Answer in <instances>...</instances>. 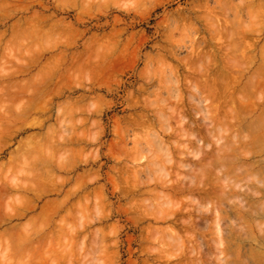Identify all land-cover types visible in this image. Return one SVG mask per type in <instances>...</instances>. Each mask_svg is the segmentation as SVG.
Returning <instances> with one entry per match:
<instances>
[{
    "label": "rangeland",
    "instance_id": "1",
    "mask_svg": "<svg viewBox=\"0 0 264 264\" xmlns=\"http://www.w3.org/2000/svg\"><path fill=\"white\" fill-rule=\"evenodd\" d=\"M217 28L220 29V33ZM225 28L226 34L224 33ZM214 32L218 34L213 35L215 34ZM230 32L232 35H229ZM235 32L240 36L234 34L236 40L233 39L232 47H238L237 43L239 42L238 51L242 44L241 53L245 50L250 58L243 52V54H246L244 58H248L244 59L241 53H236V50L230 47V41H233L228 37L233 36ZM256 38L259 39L257 40ZM252 39L253 41H251ZM248 41H251V44L255 43L252 45L257 46V48L252 47V49H249L248 47L251 48L252 45ZM248 43L251 46H247ZM245 45L247 48L243 49ZM252 50L254 51L252 52ZM263 50L264 0H0V134H2L0 135V181H2L0 182V264H22L23 262L24 264H200V261L201 264H264V181L260 184L257 183L260 180H264V173L260 174L258 173L260 170L257 171V176L260 177L259 180L256 174L253 173L254 170L251 172L256 176L255 179L258 178L257 181L252 174L251 177L249 176V172L252 170L250 167L248 168L249 172L245 171L249 175L246 174L247 176L242 178L238 177L239 182L235 180L238 184L232 181L234 179H230L232 185L236 187L234 188L230 184L229 186L226 185L228 182L224 178L227 171L224 172L223 170L224 174L222 172L225 175L224 178L221 177L223 175H218L224 164L222 166L221 162V164H217L219 160L216 163V158L214 159L215 162L211 160L219 151L216 145L220 142L222 143L226 139L225 136L228 137L225 134L232 131V135H236L234 134L235 130L233 131L229 128L227 131V127L223 128L224 125L222 126L218 123V120L225 117V111L223 112L224 115H222L220 112L222 109L219 110L220 104L221 102L223 104V98H225L227 91L232 88L229 86L235 80L232 81V79L236 75L241 76L239 71L242 73L246 69L242 73V75L246 73L244 74L245 77H241V79L244 77L245 80L239 78L241 84L247 80L248 75H252L256 67L264 65ZM211 51L213 52L211 53ZM223 51L224 54L226 52L231 53H227L231 59L234 54L233 59H238L237 62L240 61V63L243 62L241 63L243 64L242 66L240 63H238L240 66L237 64L240 67L239 71L233 70L238 66L236 67L234 64V67L231 59L229 58L228 61V57L224 56ZM262 51L263 53H261ZM203 53L209 54L208 57L206 58ZM211 54H213L212 60L209 59ZM236 54L237 56L235 57ZM250 54L256 55L250 56ZM221 57L223 59L224 57L227 58V60L225 59V65L233 66V68L231 67L232 73H234V75L232 74L233 78L230 74L232 70L226 69L227 66L225 67L224 60ZM241 57L244 61H241ZM251 59H254L255 62H252ZM235 60L234 62H236ZM210 61L213 64L209 63ZM217 61L219 64H214ZM220 61L223 63H220ZM230 61L232 64H229ZM205 63H209L211 66L209 64H206V66ZM246 63L249 67L246 66ZM59 64L61 65L59 66ZM71 65L72 67H70ZM199 65L203 66V68L206 67L202 69ZM221 66H224L226 71H230L228 75L230 74L229 79L232 78V82L230 80V82L226 81V77L222 76V73H220L223 72L220 70L222 69ZM60 67L61 69H59ZM205 70L211 71L213 74H209L211 72L208 73L207 71L205 75ZM49 72L51 74H48ZM53 72L56 74L54 75ZM219 74L226 82H223V79L220 82L221 78H217ZM47 75L49 76L46 77ZM61 76L62 78H60ZM259 77L262 82V84L260 83L261 85L256 86L259 91H254L256 90L254 86L249 91L253 95L251 98L256 100L263 108L264 72ZM209 78L213 80V83L210 82ZM173 79L178 81L175 80V82ZM239 79L236 80V82L238 81L237 84H239ZM207 80L208 83L206 82ZM216 82L217 84H214ZM218 82L221 84L220 86ZM234 82L232 85H234ZM35 83H37L38 87ZM201 83L204 84L202 85ZM210 83L211 86L213 85V88L211 87L213 91L209 90ZM222 83H227L229 88L226 85L225 91H222L225 87ZM205 86L209 92L206 91ZM214 86L216 87L214 88ZM218 87L221 89L218 90ZM35 88L37 92H35ZM215 92L216 94L219 92L220 98L223 93L224 96L219 99L215 96ZM199 94H201L203 99L207 96L205 98L206 101L202 99L203 104L200 103V106L198 104L197 107H194L195 104L193 102L197 101L192 103L191 101L195 99L194 95L200 96ZM177 95H181V97L179 96L182 100L181 102H178L180 99ZM191 95L194 96L193 99ZM210 95H213L214 99ZM198 96L196 97L200 100L202 97ZM197 98L195 100H198ZM215 98H217V101ZM211 99L213 102L216 101L217 105L219 102L220 107L217 109L223 116L221 117L218 114L220 117L217 118L218 112L216 111L217 116L215 115V119L218 120H214V122H209L211 121L209 119H212L214 115L211 116L213 112L207 110L211 109L212 105H216ZM40 103L41 106H38ZM209 103L213 104L210 105ZM26 105L31 107L28 108ZM72 105H74L73 108ZM77 105H80V109ZM223 105L222 107H224ZM65 107L68 108L66 109ZM223 109L227 110L228 108L226 109L225 107ZM179 111L184 116H182L183 120L186 113L187 119L185 121L182 120ZM206 112H209L208 115ZM160 114H164L165 117ZM226 114H229L228 110ZM159 115L165 118L163 120L166 122L169 120V123L165 125L167 131L163 126L165 121L159 122L161 120ZM209 115L210 118H208ZM178 116L181 118V122ZM207 118L209 121H207ZM188 119L194 121L190 123ZM227 119L229 121L234 120L231 119V115L225 121ZM248 119L251 118H246V120ZM186 121L190 125H194L195 121L196 125L199 124L197 127L196 125L194 126L198 131L200 130L199 133L202 132L201 135L204 136V139H208H205L207 142L205 143H209L207 145L208 148L204 145V149L208 150L205 151L207 156H210L215 150L214 147L218 148H216L217 152H213L211 158L206 157L207 161L203 157L206 154L204 155L202 151H199V154L195 153L196 156L194 155V151L196 152L198 149H193L196 146L198 147L196 144L198 142L192 143V141L196 140L194 137L197 136H194V134H198V132H195L196 128L192 131L193 126L185 123ZM214 123H216L215 131L210 130ZM223 123L225 122L223 121ZM168 124L171 127L169 130ZM186 124L189 126H185ZM251 124L253 125V123ZM248 125L250 124L246 125L247 131H252L251 133L253 134H255L253 132L254 129H257L256 131L254 130L257 133L260 132L259 127H262L261 122H259L254 125V129L251 128L253 130L249 131L250 129L248 130V128L250 126ZM252 125L251 127H253ZM221 127L226 129L223 135H221V132H219L220 134L218 133V129L221 131ZM181 128H186L187 131L184 130V132L186 131L184 133ZM208 129L211 133L214 132L216 134L217 132V134L212 133L209 136L208 132L210 131ZM243 129L242 132L245 131V134H247L245 137L248 136L245 139L251 140L253 138L249 142L255 144V148L253 147L254 145L251 147H253L252 150H258V153L255 150L252 152L251 149V151L247 152L250 146L246 149V152L243 150L247 146L245 148H242V146L248 141L243 139L244 136L242 135L244 133H240L241 136L237 138H240L239 140L243 139V144L240 146L241 150H243L242 152L246 154L251 152L256 155H252V158L249 157L250 159H248V155L244 156L247 158L239 157L240 161L243 163L251 160L249 162L253 163L252 165H255L254 167L256 168L251 166L257 170L261 165H264V136H262L264 132L258 133V136L255 134L256 137H254L255 135L248 134ZM191 132L190 138L189 133ZM193 132L195 133L193 134ZM213 135L215 138L218 135L224 137H218L217 139L221 138L222 141L220 139V141H217V139L211 137ZM229 135L232 137L231 133ZM249 135H251V138ZM67 138L70 139L68 140ZM229 138H227L228 141L230 140ZM235 138L233 140L236 141ZM73 139L78 142L73 141ZM216 141L217 143L215 144ZM156 143L157 145L162 143L160 146L163 150H160L161 148L157 147ZM232 143L233 147L230 146L231 144H227L231 148L240 144L239 141ZM227 144H223L222 148L225 145V147H229ZM165 146L169 149V155L173 156V164L171 163L172 161L167 162L169 161L167 160L169 156L165 154L167 151ZM51 147L52 149H50ZM200 148L199 150L203 149L202 147ZM192 150L193 152H191ZM209 150H211V153ZM259 150L262 154L259 153ZM183 151L185 153L184 157L183 155L181 156ZM227 151L231 155L236 153L232 155L234 157L238 154L234 151L230 153L229 150H224V152L221 151L223 152L221 157H228V153L224 156ZM63 152L65 153L64 156ZM200 152L203 154H200ZM57 153L58 155H56ZM240 154L241 152L238 155L243 157ZM218 155L220 154L217 153ZM238 155L236 158L239 160ZM232 156L228 157L229 160H232ZM218 157L220 158V156ZM234 157L233 159H235ZM199 159L202 160L198 161ZM203 159L205 163L209 160L207 163L209 166L204 163ZM258 159H261L260 162ZM182 160L186 164V166L182 165L183 168L181 166ZM238 160L235 164L238 163L241 166L242 163L240 164ZM256 160H258L257 163H260L259 167L256 165ZM44 161L45 163L43 164ZM220 161H222V158ZM201 163L214 171L209 170L212 173L210 174L208 173V168L205 169L207 171L203 170L205 165L203 167L200 166L201 175H206L207 173L209 176L203 175L208 179V182L206 178L201 177L204 180L201 179L199 172L197 173V167ZM226 163L229 164L230 162ZM228 164L227 166L229 167L230 164ZM235 164H231L233 167L230 166L229 168L233 170L232 168L236 167ZM248 164L247 166L244 165V168L248 167ZM191 165L194 166L192 167ZM239 165H237L238 168H235L237 176L240 173L245 175V173L239 172ZM58 166L62 167L59 168ZM163 167L165 168L163 169ZM200 167H198V170ZM218 167L222 168L219 169ZM214 169L216 171L219 169V173H215ZM262 171L264 172V170ZM51 172H55V174ZM235 172L233 175L227 172L228 178L226 180H229L231 175L233 176L231 178H234L236 176L234 175ZM193 173H196L197 177L199 175L198 178L196 177L197 179L194 177L196 183L191 181L198 188L195 186L197 190L191 192L187 189V181V185H183L184 181L182 178L184 175L186 177L187 174L192 177L194 176ZM214 173L221 177L222 180L224 179L227 190H232L233 193L229 191V193L226 192L228 194L226 195V188L222 192V187H225V185L222 186L223 183L221 181L222 187L220 188V184L217 183H219L218 181L221 178L219 180ZM36 175H41L42 180ZM178 175L183 177L180 178ZM214 175L216 178H214ZM187 177L185 180L189 179ZM199 178L205 182H203L204 185L199 181ZM211 178L216 179L215 182ZM160 179L161 182H159ZM14 182L16 183L14 184ZM39 182L41 183L38 184ZM62 182L64 185H62ZM168 183L173 184L170 186ZM214 183L219 187V190L221 189L219 194H217L219 191ZM12 185H15L14 188ZM178 185L180 188L186 186L185 190L178 193L177 189H180ZM175 189L177 193L174 191ZM206 189L212 190L210 195V191ZM215 190L216 195L213 194ZM180 192L184 193L181 194ZM221 192L224 193L223 196L226 195L230 198H221L223 199L221 200L223 201L221 203L222 209L218 206L220 199H217V195L220 196ZM231 194L233 195L231 196ZM193 197L196 198V202L195 199H192ZM206 197L211 199L209 200L211 205H209L208 199H205ZM189 198L197 204V207H200L197 209L194 206L196 204L191 199L189 201ZM243 198L244 202L242 201ZM200 199L206 200V203ZM237 199L240 203L242 202L243 208H241L242 205ZM213 200L215 202L218 200L219 202H216V204L212 202ZM198 202L205 204L199 205ZM47 204L51 205L48 206L51 209L54 207L62 208L56 216L50 217L51 219L53 218L52 220L50 218L42 219L44 215L41 212ZM206 204L212 209L217 205L219 210L216 211L218 213L220 210V213H222V210L223 212L225 211V216L228 211V220L223 217L221 222H218L219 219L217 218H220V213L218 214L214 211L215 214H212L211 211L215 209L210 210V208L208 209L212 216H201L203 213L206 215L208 211V209H200L202 205L205 208ZM259 204H262V206ZM192 205L196 208V212L194 211L193 213H198L199 216L196 215L198 218L193 213L185 211L189 210ZM244 207H246V211L248 210L247 213ZM14 209L19 215L13 213L14 211L12 210ZM191 209L189 210L190 212H192ZM199 209L201 213L203 211L202 214L198 212ZM237 212H244L243 216L245 217H241V213L238 214ZM146 214L149 216H146ZM190 214L194 216L193 218L196 217L195 219L197 220L199 218L203 220H192V218H189ZM217 214L219 216H216ZM169 215L170 219H167ZM157 217L158 219H156ZM180 217L183 224L180 223ZM204 219L208 221L203 222ZM48 220L50 221L46 222ZM191 220L192 224L190 223ZM185 221L187 223L184 224ZM213 225H219L221 226L219 229L223 230L221 232L219 230L216 234L218 227H215L213 232ZM25 227L28 230L26 231L28 234L24 233ZM59 228L62 230L61 232L58 230ZM168 232L174 234V236L172 235L173 237L178 235L179 238L177 239L179 241L169 236L171 234ZM213 233L216 236L219 233L217 237H221L217 238ZM21 236L23 237L21 238ZM21 254H23L22 260Z\"/></svg>",
    "mask_w": 264,
    "mask_h": 264
},
{
    "label": "bare ground",
    "instance_id": "2",
    "mask_svg": "<svg viewBox=\"0 0 264 264\" xmlns=\"http://www.w3.org/2000/svg\"><path fill=\"white\" fill-rule=\"evenodd\" d=\"M254 5H255V4H254ZM214 16H215V15H214ZM180 17H181V16H180ZM186 17H187V16H186ZM236 17H238V16H236ZM35 18H36V17H35ZM211 18H212V17H211ZM211 18H210V19H211ZM186 19H187V18H186ZM215 21H216V20H215ZM238 21H239V20H238ZM36 22H37V21H36ZM40 22H41V21H40ZM40 22H39V23H40ZM186 22H187V21H186ZM191 22H192V21H191ZM211 22H212V21H211ZM225 22H226V21H225ZM192 23H193V22H192ZM206 23H207V22H206ZM219 23H220V22H219ZM226 23H227V22H226ZM240 23H241V22H240ZM185 25H186V24H185ZM220 25H221V24H220ZM250 26H251V25H250ZM209 27H210V25H209ZM213 27H214V26H213ZM217 27H218V25H217ZM35 28H36V27H35ZM210 28H211V27H210ZM223 28H224V27H223ZM246 28H247V27H246ZM193 29H194V28H193ZM215 29H216V26H215ZM229 29H230V28H229ZM233 29H234V28H233ZM195 30H196V29H195ZM212 30H213V29H212ZM218 30H219V33H220V29L217 28V31H218ZM222 30H223V29H222ZM227 30H228V29H227ZM236 30H237V29H236ZM250 30H251V29H250ZM250 30H248V31H250ZM213 31H215V30H213ZM228 31H229V30H228ZM225 32H226V28H225V30H224V33H225ZM231 32H232V31H231ZM231 32L229 33V35H232ZM214 33H215V32H214ZM216 33H217V32H216ZM216 33L213 34V35H216ZM257 33H259V32H257ZM210 34H211V33H210ZM217 34H218V33H217ZM221 34H222V33H221ZM225 34H226V33H225ZM234 34H235V35H238L237 32H235V33H233V36L228 37V38H230V40L233 41V42L230 41V44H231L230 47H232V44L234 43V40H236V39L234 38V36H235ZM243 34H244V33H243ZM249 34H250V33H249ZM213 35H212V36H213ZM259 35H260V33H259ZM219 36H220V35H219ZM238 36H240V35H238ZM244 36H245V35H244ZM221 37H222V35H221ZM236 38L238 39V37H236ZM239 38H240V37H239ZM242 38H243V37H242ZM254 38H255V37H254ZM213 39H214V38H213ZM215 39H216V38H215ZM233 39H234V40H233ZM243 39H244V38H243ZM250 39H251V38H250ZM256 39H257V38H256ZM258 39H259V38H258ZM258 39H257V40H258ZM195 40H196V39H195ZM195 40H194V41H195ZM198 40H199V39H198ZM227 40H228V39H227ZM238 40H239V39H238ZM238 40H237V41H238ZM242 41H243V40H242ZM251 41H253V39H252ZM251 41H248V42H250V44H251ZM197 42H198V41H197ZM201 42H202V41H201ZM207 42H208V41H207ZM244 42H245V41H244ZM244 42H242V43L244 44ZM246 42H247V41H246ZM254 42H255V41H254ZM199 43H200V42H199ZM235 43H236V42H235ZM240 43H241V42H240ZM256 43H257V42H256ZM195 44H196V42H195ZM206 44H207V43H206ZM227 44H228V43H227ZM237 44L239 45L238 47H240L239 42H238ZM237 44H236V45H237ZM250 44L248 43L247 46H251L252 44H255V43H252L251 45H250ZM234 45H235V44H234ZM234 45H233V46H234ZM197 46H198V44H197ZM197 46H196V47H197ZM202 46H203V45H202ZM218 47H219V46H218ZM238 47H237V46H234V47H232V48L236 50V53L238 52V53L240 54V53H241L240 50H242V49H241V48H242V44H241V48H240V50H239L240 52L238 51V49H239ZM243 47H244L243 49H246V48H247L246 45L243 46ZM252 47H254L255 49L257 48V46L255 47V45H252L251 48H250V47H248V48H249V49H252ZM200 48H201V47H200ZM216 48H217V47H216ZM222 48H223V47H222ZM225 48H227V47L225 46ZM261 48H262V47H261ZM217 49H219V48H217ZM228 49H229V48H228ZM228 49H225V50L227 51ZM213 50H214V49H213ZM229 50H230V49H229ZM229 50H228V51H229ZM231 50H232V49H231ZM202 51H203V50H202ZM226 51H225V52H226ZM247 51H248V50H247ZM250 51H251V50H250ZM253 51H254V50H252V52H253ZM263 51H264V50H263ZM263 51H262L261 53H263ZM212 52H213V51H211V53H212ZM230 52H231V51H230ZM233 52H234V50H233ZM243 52L246 53L247 56L249 57V54H248L247 52H245V50H243L242 53H241V55L243 56V58H244V55H246V54H243ZM255 52H256V51H255ZM201 53H202V52H201ZM219 53H220V52H219ZM227 53H228V52H226V54H224V51H223L224 56L226 55V56L228 57V61H229L230 56H229L228 54H231V53H228V54H227ZM196 54H197V53H196ZM203 54H204V53H203ZM203 54H202V55H203ZM215 54H216V53H215ZM220 54H221V53H220ZM239 54H238V55H239ZM197 55H198V54H197ZM197 55H195V56H197ZM204 55H206V53H205ZM208 55H209V54H208ZM208 55H206V58L208 57ZM212 55H213V54H211V55L209 56V57H210L209 59H211ZM216 55H217V54H216ZM216 55H215V56H216ZM221 55H222V54H221ZM221 55H220V56H221ZM251 55H253V54H250V56H251ZM255 55H256V54H255ZM255 55H253V56H255ZM260 55H261V54H260ZM191 56L193 57V55H191ZM226 56H225V57H226ZM233 56H234V54H233ZM233 56H232V59L230 58L231 61L233 62V64H232L231 61H230L229 64H232L233 66H234V64H235V66L237 67V66L239 65L238 63H240V61L237 62L238 59H236V60L233 59ZM236 56H237V54L235 55V57H236ZM253 56H252V58H253ZM192 57H191V58H192ZM201 57H202V56H201ZM204 57H205V56H204ZM222 57H223V55H222ZM222 57H221V58H222ZM225 57H224V59L222 58L224 61L221 59V60L224 62V65H225V61L227 60V58H225ZM238 57H239V56H238ZM202 58H203V57H202ZM216 58H217V57H216ZM243 58H242V57L240 58L241 61H242V60L244 61V59H246L247 57L244 58V59H243ZM249 58H250V57H249ZM204 59H205V58H204ZM209 59H208V60H209ZM213 59H214V58H213ZM225 59H226V60H225ZM240 59H239V60H240ZM247 59H248V58H247ZM255 59H256V58H255ZM211 60H212V59H211ZM216 60H217V59H216ZM234 60H235L237 63L234 62ZM251 60H252V59H251ZM187 61H188V60H187ZM214 61H215V60H214ZM218 61H219V60H218ZM218 61H217V63L214 62V64H216V65L219 64ZM222 61H220V63H221ZM247 61H248V60H247ZM249 61H250V59H249ZM253 61H254V59L252 60V62H253ZM60 62H61V61H60ZM189 62H190V60H189ZM203 62H205V61L203 60ZM223 62H222V63H223ZM254 62H255V61H254ZM209 63H211V61H210ZM209 63H205V65H206V64H209ZM241 63H243V62H241ZM241 63H240V65L242 66L243 64H241ZM260 63L262 64V62H260ZM70 64H71V63H70ZM83 64H84V63H83ZM186 64H187V63H186ZM201 64H202V63H201ZM203 64H204V63H203ZM211 64H213V62H212ZM226 64H227V63H226ZM237 64H238V65H237ZM261 64H260V65H261ZM60 65H61V64H59V66H60ZM205 65H204V66H205ZM209 65H210V64H209ZM222 65H223V64H222ZM240 65H239V66H240ZM252 65H253V64H252ZM57 66H58V65H57ZM73 66H74V65H73ZM185 66H186V65H185ZM194 66H195V65H194ZM196 66H197V64H196ZM199 66H200V68L205 69V67H206L207 65H206L204 68H203V66H201V65H199ZM210 66H211V65H210ZM210 66H209V67H210ZM226 66H227V67H226ZM233 66L230 65V67H229L228 64L225 65L226 69H228V70H232L231 67L233 68ZM235 66H234V67H235ZM239 66L237 67L238 69H237V68H236V69L234 68L233 70H234V71H237V70L239 71V68H240ZM246 66L249 67V65H248L247 63H246ZM258 66H259V65H258ZM262 66H263V67H262ZM70 67H72V65H71ZM225 67H224V66H221L222 69H220V70H222L224 73H223V72H220V73H222V76L224 75V78L226 77V79H227V80L225 79L226 81L230 82L231 79L233 78L234 73H232L233 70H232L231 72L228 71V70L226 71V70H225ZM228 67H229V68H228ZM44 68H45V67H44ZM56 68H57V67H56ZM189 68H190V67H189ZM219 68H220V67H219ZM219 68H218V69H219ZM223 68H224V70H223ZM245 68H246V67H245ZM245 68H244V69H245ZM260 68H264V65H261V66H259V67H256V69L254 70V72L252 73V75H251V74L248 75L247 78H246L247 80H246L245 82L241 83V84H242V85H241V84H240V82H241L240 79H241L242 76L245 77L244 74H246V73H244V74L242 75V73H243L246 69L243 70V68L241 67V69L243 70V72L241 73V71H239L240 74H241V76H240V75H238V76L236 75V74H238L239 72L235 74L236 76L232 79V81L235 79V80H234L235 82L233 81V82H234V85H232L233 82L231 81L232 83H230L229 86H231L232 88H231L230 90H228L229 92H231V91H232V92L229 93V92L226 90V91H227V94H226L225 98H223L224 100L222 99L224 105H223L222 102H221V104H220L221 107L219 106V102H218V105L216 104L217 98H215L216 101L213 102L212 99H214V96L212 95V96H213V97H212V96L210 95V97L212 98L211 101H212L214 104H216V105L214 106V105H212L213 103H212V104L209 103L210 105L213 106L214 110H213L212 106H211V109L209 108V109H207V110L212 111L214 114L212 113L211 116L214 115V117H212V119H211V118H210V115H209L208 118H210L209 120H211V121H209L208 118H207V121H209V122H214V120H216V119H215L216 116H217L218 114L221 115L220 112L222 113V115L225 114V117H223V116L221 115V117H223V118H225V119L228 118V116H229V118H230V115H231V119H234L233 121H231V120L229 121V119H227V120L225 121V119H223V118H222L223 120H222V119H221V120H218V119H217V120H218V123H219L220 125H222V126L224 125V126H225V127L223 126V128H226V127H227V128H226L227 131H228L229 128H230V129H232L233 131L235 130V133H234V134H236V135H232V134H233L232 131L228 132V134H225V132H226L225 130H226V129H223V128L221 127V131H219L220 129L217 128V129H218V133L221 132V135H223V132H224V134L227 135L228 137L225 136L226 139L224 138V139H225V140L223 141L224 143H223V142H222V143H221V142H220V143L218 142L219 144L216 145V146H218L219 149H218L217 147H214V149H215L214 151L217 152V150H216V148H217L219 151L222 149L221 151H223V152H224V150H225V151H226V150H229L230 153H231L232 151H234V152H237L238 154H239V152H241V154H242V153H243L242 151L244 150V151L246 152V151H247L246 149H248V147L250 146V147H249V150L247 151V152H249V151H251V150L253 149V147L255 148V144H253L252 142H249V141L253 140V138H252L251 140H250V139H249V140L245 139V138H248V136L245 137V135H247V134H245V131L242 132V129H243L244 127H246V128L243 129V130H246V132H247L248 134H250V133L252 132L251 130H253V129L255 128L254 125H257L259 122H261L262 127H259V129H260L259 131H260L261 133L264 132V117H263V116H264V113H263V112H264V110H263L264 107L262 108L261 105L258 104V102H257L256 100L252 99L251 96L253 97V95H252V93H250V91L252 90V89H250V88H252V86L256 87V86H259V85L262 84V82H261V80H260L259 78L262 77L263 75L260 76V77H259V75L262 74V72H264V71H263L264 69H260ZM59 69H61V67H60ZM196 69H199V68H196ZM208 69L210 70V68H208ZM212 69H213V68H212ZM248 69H249V68H248ZM250 69H251V67H250ZM43 70H44V69H43ZM57 70H58V69H57ZM57 70H55V71L53 70V71L56 72ZM189 70H190V69H189ZM220 70H219V71H220ZM259 70H260V71H259ZM261 70H262V72H261ZM196 71H198V70H196ZM201 71H202V70H201ZM201 71H200V72H201ZM207 71H208V70H205V72L203 71L205 75H206ZM216 71H217V70H216ZM54 72H53V74H54ZM57 72H58V71H57ZM193 72H194V71H193ZM203 72H202V74H203ZM209 72H211V71H208V73H209ZM217 72H218V71H217ZM228 72H230L231 75L233 74V75H232V78H230V79H229V75H230V74L228 75ZM247 72H248V70H247ZM259 72H261V73L259 74ZM198 73H199V71H198ZM248 73H249V72H248ZM48 74H51V73L49 72ZM55 74H56V73H55ZM55 74H54V75H55ZM171 74H172V73H171ZM202 74H201V75H202ZM209 74H213V72H211V73H209ZM39 75H40V74H39ZM42 75H43V74H42ZM48 76H49V75H47L46 77H48ZM203 76H204V75H203ZM211 76H212V75H211ZM239 76H240V77H239ZM204 77L206 78V76H204ZM213 77H214V76H213ZM215 77H216V76H215ZM219 77H220V74H219V76H218L217 78L219 79ZM230 77H231V76H230ZM236 77H237L238 79L240 78V79H239V84H237L238 81L236 82V80H238ZM244 77H243L241 80H243V79L245 80ZM253 77H254L255 79H254ZM258 77H259V78H258ZM60 78H62V76H61ZM177 78H178V77H177ZM207 78H208V77H207ZM210 78H211V77H210ZM210 78H209V80H211ZM217 78H216V79H217ZM220 78H221V79H220L221 81H220V80H219V81L222 82L223 77H220ZM39 79H40V78H39ZM49 79H50V78H49ZM52 79H53V78H52ZM169 79H170V78H169ZM203 79H204V78H203ZM218 79H217V80H218ZM28 80H29V79H28ZM33 80H34V78H33ZM36 80H37V79H36ZM173 80L175 81L176 79H173ZM217 80H216V81H217ZM229 80H230V81H229ZM250 80H251V81L254 80V81H252V82H253V83L255 82V83L253 84ZM255 80H256V81H255ZM40 81H41V80H40ZM44 81H45V80H44ZM176 81H178V80H176ZM176 81H175V82H176ZM202 81H203V80H202ZM226 81H224V79H223V82H226ZM41 82H42V81H41ZM57 82H58V81H57ZM75 82H76V81H75ZM179 82H180V81H179ZM187 82H188V81H187ZM200 82H201V80H200ZM203 82H205V81H203ZM206 82L208 83V80H207ZM210 82L213 83V80H211ZM16 83H17V82H16ZM207 83H206V85H207ZM218 83H219V82H218ZM260 83H261V84H260ZM18 84H19V83H18ZM33 84H34V83H33ZM36 84H37V83H35V85H36ZM190 84H191V83H190ZM201 84L203 85L204 83H201ZM201 84H200V85H201ZM214 84H217V82L214 83ZM222 84L225 86L224 89H222V91H225V88H226L227 83H226V84L222 83ZM28 85H29V84H28ZM177 85H178V84H177ZM194 85H195V84H194ZM218 85L220 86L221 84L219 83ZM218 85H216V86H218ZM239 85H240V87H239ZM32 86H33V85H32ZM36 86H37V85H36ZM207 86H208V85H207ZM216 86H214V88H215ZM227 86H228V85H227ZM229 86H228V88H229ZM37 87H38V86H37ZM193 87H194V86H193ZM196 87H197V85H196ZM211 87L213 88V85L211 86V83H210L209 90H210V91H213V89H211ZM254 87H253V88H254ZM43 88H44V87H43ZM205 88H206V86H205ZM221 88H223V86H221ZM221 88L218 87V90L221 89ZM237 88H238V89H237ZM239 88H241V89H239ZM40 89H41V88H40ZM193 89H194V88H193ZM206 89H207V88H206ZM249 89H250V91H249ZM258 89H260V87H258ZM19 90H20V89H19ZM19 90H18V91H19ZM27 90H29V89H27ZM27 90H26V91H27ZM144 90H145V89H144ZM173 90H174V89H173ZM199 90H201V89H199ZM199 90H197V91H199ZM209 90L207 89L206 91L209 92ZM23 91H24V89H23ZM26 91H25V92H26ZM61 91H62V90H61ZM238 91H239V92H238ZM254 91H259V90H257V87H256V90H254ZM35 92H37V91H36V88H35ZM41 92H42V91H41ZM46 92H47V91H46ZM46 92H45V93H46ZM59 92H60V91H59ZM201 92H202V91H201ZM216 92H217V91H216ZM216 92H215V94H216ZM219 92H220V91H219ZM219 92H218V93H219ZM19 93H20V92H19ZM19 93H18V94H19ZM32 93H33V92H32ZM45 93H44V94H45ZM211 93L213 94V92H211ZM211 93H210V94H211ZM218 93H217L215 96H217L219 99H221V98L224 96V93L222 94L223 96H222L221 98L219 97ZM249 93H250V94H249ZM16 94H17V93H16ZM47 94H48V93H47ZM207 94H209V93H207ZM207 94H206V95H207ZM199 95L201 96V94H199ZM206 95H205V96H206ZM177 96H178V95H177ZM179 96L181 97V95H179ZM179 96H178V97H179ZM194 96H195V99H196V98H197L196 96H198V95H194ZM194 96L191 95L192 99L194 98ZM200 96H198V97H200ZM45 97H46V96H45ZM81 97H82V96H81ZM81 97H80V98H81ZM180 97H179V99H180ZM201 97H202V96H201ZM206 97H207V96H206ZM206 97H204V99H203V97H202L200 100H199V98H197L198 100H195V99H194V100L191 101V103H192L193 101H197V102H193L195 105H196V103H197V105H196V106L194 105V107H197L198 104H199V106H200V103L203 104L202 102H203V101H206V100H205ZM208 97H209V96H208ZM12 98H13V97H12ZM173 98H174V97H173ZM49 99H50V98H49ZM82 99H83V98H82ZM202 99H203V101H202ZM207 99H209V98H207ZM1 100H2V99H1ZM37 100H38V99H37ZM40 100H42V99H40ZM40 100H39V101H40ZM50 100H52V99H50ZM80 100H81V99H80ZM222 100H220V101H222ZM69 101H70V100H69ZM145 101H146V100H145ZM163 101H164V100H163ZM175 101H176V100H175ZM181 101H182V100L180 99V101H178V102H181ZM198 101H199V102H198ZM34 102H36V101H34ZM47 102H48V101H47ZM161 102H162V101H161ZM164 102H165V101H164ZM208 102H210V101H208ZM26 103H27V101H26ZM42 103H43V102H42ZM65 103H66V102H65ZM78 103H79V102H78ZM205 103H206V102H205ZM141 104H142V103H141ZM207 104H208V103H207ZM261 104H262V103H261ZM5 105H6V104H5ZM22 105H23V103H22ZM42 105H43V104H42ZM67 105H68V104H67ZM67 105H66V106H67ZM70 105H71V104H70ZM184 105H185V104H184ZM184 105H183V106H184ZM222 105H223L224 107H222ZM225 105H226V106H225ZM26 106H28V105H26ZM26 106H25V107H26ZM38 106H41V103H40V105H38ZM62 106H63V105H62ZM73 106H74V105H72V108H73ZM77 106H78V105H77ZM79 106H80V105H79ZM79 106H78V107H79ZM216 106H218V107H216ZM21 107H22V106H21ZM21 107H20V108H21ZM29 107H31V106H28V108H29ZM36 107H37V106H36ZM43 107H44V106H43ZM43 107H41V108H43ZM63 107H64V106H63ZM68 107H69V106H68ZM68 107H67V108H68ZM184 107H185V106H184ZM194 107H192V108L194 109ZM208 107H209V106H208ZM219 107H220L219 110L222 109L220 112H218L219 110L217 109V108H219ZM225 107H226V109L228 108L227 110H228L229 114L231 113L230 115H229V114H226V113H227V110L223 109V108H225ZM6 108H7V107H6ZM20 108H19V109H20ZM26 108H27V107H26ZM65 108H66V107H65ZM67 108H66V109H67ZM72 108L70 107V109H72ZM175 108H176V107H175ZM204 108H205V107H204ZM204 108H202V109H204ZM215 108H216L217 110H216ZM19 109H18V110H19ZM24 109H25V108H24ZM77 109H78V108H77ZM77 109H75V110H77ZM79 109H80V107H79ZM81 109H82V108H81ZM190 109H191V108H190ZM229 109H230V110H229ZM48 110H49V109H48ZM72 110H73V109H72ZM194 110H195V109H194ZM204 110H206V109H204ZM43 111H44V110H43ZM45 111H47V110H45ZM191 111H192V110H191ZM216 111H217L218 113H217ZM224 111H225V113L223 114ZM231 111H232V112H231ZM22 112H23V111H22ZM25 112H26V110H25ZM28 112H29V111H28ZM28 112H27V113H28ZM68 112H69V111H68ZM177 112H178V111H177ZM186 112H187V111H186ZM204 112H205V111H204ZM179 113L181 114V118H182V120H183V117H184V116L182 115V113H181L180 111H179ZM206 113H207V112H206ZM208 113H209V112H208ZM208 113H207V115H208ZM216 113H217V115H216ZM232 113H233V114H232ZM57 114H58V113H57ZM158 114H159V113H158ZM180 114H179V116H180ZM210 114H211V112H210ZM160 115L164 116V114H160ZM160 115H159V116H160ZM176 115H177V113H176ZM195 115H196V114H195ZM197 115H198V113H197ZM215 115H216V116H215ZM219 115L217 116V118L220 117ZM227 115H228V116H227ZM26 116H27V115H26ZM166 116H167V115H166ZM179 116H178V118H179V120H180L181 118H180ZM182 116H183V117H182ZM226 116H227V117H226ZM247 116L250 117L251 119L246 120V118H248ZM21 117H22V116H21ZM164 117H165V116H164ZM167 117L169 118V116H167ZM206 117H207V116H206ZM245 117H246V118H245ZM159 119H161V120H159V122H161V121L164 122V121H165V120H163V119H165V118H163V117H161V116L159 117ZM172 119H173V118H172ZM176 119H177V118H176ZM185 119H187V118H186V113H185ZM185 119H184L183 121H185ZM204 119H206V118H204ZM219 119H220V118H219ZM150 120H151V119H150ZM166 120H167V119H166ZM182 120H180V122H181ZM197 120H198V119H197ZM212 120H213V121H212ZM217 120H216V121H217ZM249 120H250V121H249ZM259 120H260V121H259ZM168 121H169V120H167V122L165 121L166 123H165V122L163 123L164 129H165L166 131H167V128L165 127V125H166L167 123H169ZM189 121H190V120L188 119V122H189ZM192 121H194V120H192ZM192 121H190V123H191ZM207 121H206V123H207ZM223 121H224L225 123H223ZM257 121H259V122H257ZM7 122H8V121H7ZM175 122H176V121H175ZM177 122H178V121H177ZM247 122H248V123H247ZM249 122H250V123H249ZM254 122H255V123H254ZM256 122H257V123H256ZM143 123H144V122H143ZM182 123H183V122H182ZM185 123H187V121H186ZM202 123H203V122H202ZM202 123H201V124H202ZM251 123H253V125H252ZM146 124H147V123H146ZM151 124H152V123H151ZM161 124H162V123H161ZM187 124H189V123H187ZM187 124H186L185 126L188 127L190 124H189V125H187ZM204 124H205V123H204ZM215 124H216V123H214V125L211 126L212 129H210V126H209V129H210V130H214V129L216 130V128H215ZM247 124H250V125H248V126H250V127L248 128V130L250 129L249 131H251V132H248V131H247V126H246ZM154 125H155V124H154ZM180 125H181V124H180ZM194 125H196V121H195V124H194ZM194 125H190V126H193V127H192V131H193L194 128H196L197 125H199V124H197L196 127H195ZM202 125H203V124H202ZM226 125H227V126H226ZM251 125H252L253 127H251ZM167 126H168V130L171 129L170 124H168ZM217 126H218V125H217ZM169 127H170V128H169ZM213 127H214V128H213ZM218 127H220V126H218ZM257 127H258V126H257ZM152 128H153V127H152ZM182 128H183V127H182ZM182 128H181V129H182ZM251 128H253V129H251ZM73 129H74V128H73ZM189 129H191V127H189ZM198 129H199V128H198ZM202 129H203V128H202ZM205 129H206V125H205ZM209 129H208V130H209ZM222 129H223V131H222ZM184 130H186V128L182 129L183 132H184ZM210 130H209V131H210ZM215 130H214V131H215ZM254 130H255V129H254ZM254 130H253V132H254L256 135H257L258 133L260 134V132H257V133L255 132L257 129H256L255 131H254ZM72 131H73V130H72ZM174 131H175V130H174ZM178 131H179V130H178ZM186 131H187V130H186ZM186 131H185V132H186ZM188 131H189V130H188ZM73 132H74V131H73ZM156 132H157V131H156ZM185 132H184V133H185ZM195 132H196V133L198 132V134H194ZM195 132H193V134H194V136H197L198 139H197V137H194L196 140L194 139L195 141H192V143H193V142H194V143H195V142H198V143H196V144L198 145V147L194 144L196 147L193 145V146L195 147V149H193V150H197V149H198V150H197L198 152H197V151H196V152L194 151V155H195V153H196V154H197V153L199 154V151H202V152H204V155L206 154V155L203 156V157H205V160L207 161L206 157H208V158L210 157V158H211V155L213 154L214 151L211 153V150H209L210 153H211V155H210V156H209V155L207 156V153H206L205 151H208V150H207V149H204V147H205L204 145H206V146L209 145V143L206 144L207 142H206L205 139H207V138L204 139V136L201 135L202 132L199 133L200 130L198 131L197 128H196V131H195ZM0 133H1V132H0ZM4 133H5V132H4ZM65 133H66V132H65ZM69 133H71V132H69ZM179 133H180V132H179ZM208 133H209V136H210V134L212 135V133H214V132L211 133V131H210V132H208ZM230 133H231L232 137L229 135ZM238 133H239V134H238ZM240 133H241V134L244 133V135H242V136H244L243 139H244L245 141H246V140L248 141V142H246V143H245V141H244V143H245L244 146H242V144H243V139L241 138L242 140H239L240 138H239V139L237 138V137H240V136H241ZM74 134H75V133H74ZM152 134H153V133H152ZM189 134H190L189 137L191 138V134H192V132L189 133ZM214 134H215V133H214ZM216 134H217V132H216ZM216 134H215V135H216ZM219 134H220V133H219ZM255 134L251 133V135H255ZM0 135H2V134H0ZM3 135H4V134H3ZM205 135H206V134H205ZM221 135H220V136H219V135L216 136V138H215L214 135L211 136V137H214L215 139H217L218 137H224V136H221ZM251 135H249L250 138H251ZM256 135H255L254 137H256ZM73 136H74V135L72 134V137H73ZM77 136H78V134H77ZM206 136H207V135H206ZM257 136H258V135H257ZM262 136H264V134H263ZM262 136H261V138H262ZM61 137H62V136H61ZM67 137H70V136H67ZM80 137H81V136H80ZM229 137H230V138H229ZM235 137H236V138H235ZM0 138H1V137H0ZM64 138H65V136H64ZM73 138H74V137H73ZM76 138H77V137H76ZM76 138H75V139H76ZM145 138H146V137H145ZM158 138H159V137H158ZM161 138H162V137H161ZM227 138H229L230 140L228 141ZM231 138H232V139H231ZM233 138H235L237 142H238V141L240 142V144H239L238 146H235L236 148H235V147H234V148H231V147H230V146H232V144H233L232 142H235V143H236V141L233 140ZM67 139H68V138H67ZM69 139H70V138H69ZM69 139H68V140H69ZM71 139H72V138H71ZM75 139H73V141H74ZM153 139H154V138H153ZM219 139L221 140V138H219ZM219 139H217V141H220ZM222 139H223V138H222ZM263 139H264V138H263ZM263 139H262V140H263ZM60 140H61V139H60ZM82 140H83V138H82ZM82 140H81V141H82ZM159 140H160V139H159ZM189 140H191V139H189ZM204 140H205V141H204ZM207 140H208V139H207ZM232 140H233V141H232ZM66 141H67V140H66ZM75 141H76V140H75ZM217 141L215 142V144L217 143ZM221 141H222V140H221ZM226 141H227V142H226ZM231 141H232V142H231ZM254 141H255V140H254ZM263 141H264V140H263ZM54 142H55V141H54ZM59 142H60V141H59ZM67 142H68V141H67ZM76 142H78V141H76ZM156 142H157V141H156ZM205 142H206V143H205ZM225 142H226V143H225ZM20 143H21V142H20ZM65 143H66V142H65ZM157 143H158V142H157ZM157 143H156V145H157ZM163 143H164V142H163ZM188 143H189V142H188ZM188 143H187V144H188ZM227 143H228L229 145H230V144H231V145L229 146ZM249 143H251V144H249ZM262 143H263V142H262ZM41 144H42V143H41ZM77 144H78V143H77ZM161 144H162V143H160V145H161ZM185 144H186V142H185ZM223 144H227V146H229V147H225V146H226V145H225L224 148H222V147H223ZM237 144H238V143H237ZM237 144H236V145H237ZM246 144H248V145H246ZM160 145L158 144L157 147L159 146V148H161ZM176 145H177V144H176ZM191 145H192V144H191ZM202 145H203V146H202ZM210 145H211V144H210ZM219 145H221V146H219ZM234 145H235V144H234ZM252 145H254V146L251 147ZM32 146H33V145H32ZM45 146H46V145H45ZM55 146H56V145H55ZM57 146H59V145H57ZM185 146H186V145H185ZM240 146H242V148H245V147L247 146V148L241 150V147H240ZM61 147H62V146H61ZM82 147H84V146H82ZM152 147H153V146H152ZM163 147H164V146H163ZM166 147H167V146H165V148H166ZM182 147H183V146H182ZM194 147H193V148H194ZM200 147H202L204 150H203V149H202V150H199V149H201ZM209 147H210V146H209ZM232 147H233V146H232ZM238 147H240V148H238ZM45 148H46V147H45ZM45 148H44V150H45ZM165 148H164V149H165ZM167 148H168V147H167ZM167 148H166L167 151L165 150V151H166L165 154H167V155L169 156V159H167V160H169V161H167V162L169 163V162L172 161L171 163L173 164V163H174V162H173V156L171 157V155H169V151H168L169 149H167ZM196 148H197V149H196ZM206 148H208V146H207ZM210 148H211V147H210ZM212 148H213V147H212ZM227 148H228V149H227ZM230 148H231V149H230ZM257 148H258V147H257ZM42 149H43V147H42ZM42 149H41V150H42ZM50 149H52V147H51ZM57 149H58V148H57ZM57 149H56V150H57ZM79 149H80V148H79ZM156 149H157V148H156ZM239 149H240V150H239ZM250 149H251V150H250ZM260 149H261V148H260ZM160 150H163V148H161ZM188 150H189V148H188ZM193 150H192L191 152H193ZM230 150H231V151H230ZM236 150H238L239 152L236 151ZM254 150H255V152L257 151V153H258V150H256V149H254ZM254 150H252V152H253ZM67 151H68V149H67ZM153 151H154V150H153ZM184 151H185V149H184ZM184 151H183V154L180 153L181 156L183 155V157H184V154H185ZM219 151H218L217 153L220 154V155H218V156H220V158L217 156V153H216V156H214V158L211 159V160L214 161V162H215V160H216V163H217V160H219V161H218L219 163H217V164H221V163H222L221 166H222L223 164H224V165H223V169H221L222 167H221V168L218 167L219 169H221V170L218 169V170L220 171V174H218V173H219L218 170L216 171L217 168L214 169V170H215V173L218 172L217 174L220 176V175H223L225 171H227V172H229V173H231V172L233 171V172L231 173V174L233 175V173L235 172V168H238L237 165H239L238 163L235 164L236 161L238 160V159L236 158L238 154L236 155V157H234V156H232V155H235L236 153H235V154L232 153V155L229 154L228 151H227L226 153H224V156H225L227 153L229 154V155H227L228 157H229V156H230V157L232 156V158H231L232 160H229L228 157H221V154H223V152L220 151V152H221V153H220ZM261 151H262V150H261ZM263 151H264V150H263ZM41 152H42V151H41ZM43 152H44V151H43ZM51 152H52V151H51ZM70 152H71V149H70ZM159 152H160V151H159ZM170 152H171V151H170ZM178 152H179V151H178ZM191 152H189V153H191ZM202 152H200V154H203ZM245 152L242 154L243 157L238 155V158H239V157H241V158H247V157H248V159H250V158H252V157H251L252 155H253V156L255 155V154H253V153L250 152L251 155L249 156L250 153H247V154H246ZM44 153H45V152H44ZM44 153H43V154H44ZM52 153H53V152H52ZM54 153H55V152H54ZM189 153H188V154H189ZM259 153H260V150H259ZM64 154H65V153L63 152V156H64ZM170 154H171V153H170ZM192 154H193V153H192ZM241 154H240V155H241ZM244 154H245V155H244ZM260 154H262V153H260ZM56 155H58V153H57ZM56 155H55V156H56ZM247 155H248V156H247ZM49 156H51V155L49 154ZM61 156H62V154H61ZM71 156H72V155H71ZM168 156H167V158H168ZM179 156H180V155H179ZM195 156H196V155H195ZM199 156H200V155H199ZM201 156H202V155H201ZM244 156H247V157H244ZM255 156H256V155H255ZM38 157H39V156H38ZM45 157H46V156H45ZM233 157H234L235 159H233ZM249 157H250V158H249ZM46 158H47V157H46ZM57 158H58V157H57ZM62 158H63V157H62ZM170 158H171V160H170ZM180 158H181V157H180ZM196 158H197V157H196ZM215 158H216V159H215ZM221 158H222V161H220ZM54 159H55V158H54ZM59 159H61V158L59 157ZM152 159H153V158H152ZM188 159H189V158H188ZM214 159H215V160H214ZM223 159H224V160H223ZM225 159H226V160H229V161H226ZM236 159H237V160H236ZM41 160H42V159H41ZM176 160H177V159H176ZM200 160H202V159H199L198 161H200ZM205 160L203 159L204 163H205ZM211 160H210V163H211ZM234 160H235V162H234ZM246 160H247V159H246ZM258 160H259V162H260L261 159H258ZM258 160H256V163L258 162ZM182 161H183V162H182L181 166L185 163L184 160H182ZM223 161H224V162H223ZM231 161H232L233 163H232ZM239 161H240V158H239L238 162H239ZM249 161H251V160H249ZM249 161H248V162L245 161V162H243V163H247V164H248V163H251V162H249ZM252 161H253V160H252ZM30 162H31V161H30ZM41 162H42V161H41ZM50 162H51V161H50ZM178 162H179V161H178ZM208 162H209V160H208ZM208 162H207V163H208ZM220 162H221V163H220ZM225 162H230L229 164H230L231 167H233L232 165L235 164L236 167H235V168H232L233 170H231V168H229L230 166H229V167L227 166L228 163L225 164ZM44 163H45V161L43 162V164H44ZM46 163H47V162H46ZM57 163H58V162H57ZM59 163H61V162L59 161ZM160 163H161V162H160ZM176 163H177V162H176ZM186 163H187V162H186ZM207 163H205V164H206L207 166H209ZM216 163H215V164H216ZM241 163H242V161H240V164H241ZM243 163H242V165H241L242 167L239 165L240 170H239V169H238V170H239V172H243L242 174L245 173V175H241V173H240V174H239L240 176H239V175L237 176V174H236V172H235L234 175H236V176H235L234 178H231V177H233V176L230 174L231 176H230L229 180H226V178H228V176H227V172H225V173H226V174H225L226 176H225V175L221 176L222 178H224V176H225L224 179H225L226 182H228V184L226 183L227 186H229V184L232 185V183H231L232 181L235 182V180H238V182H239V178H242V177L247 176L246 174H248V173H246V172H247V171L249 172L248 168H250V167H251V169H252V170H250V172H249L250 175L248 174L250 177H251V174H252V176H254L253 173L256 174V176H257L258 173H260V174L264 173V172L262 171V170H264V168H263L264 165H263V166L261 165V167H260L259 169L257 168V170H255V169H253V167L255 166V165H252L253 163L248 164V167H246L247 169L244 168V165L247 166V164H243ZM256 163L254 162V164H256ZM261 163H262V162H261ZM55 164H56V163H55ZM66 164H67V163H66ZM161 164H162V163H161ZM172 164H170V165H172ZM178 164H179V163H178ZM187 164H189V163H187ZM190 164H191V163H190ZM205 164H202V163H201V165H198V167H200V166L203 167ZM229 164H228V165H229ZM231 164H232V165H231ZM259 164H260V163H257L256 165L258 166ZM38 165H40V164H38ZM45 165H47V164H45ZM50 165H51V163H50ZM64 165H65V164H64ZM184 165L186 166V164H184ZM184 165H183V166H184ZM194 165H195V164H194ZM194 165H193V166H194ZM206 165H205V168L203 167V170H205L206 168H208V167H206ZM210 165H211V164H210ZM225 165L227 166L228 169L231 170V172H230V170L228 171V169L226 168ZM249 165H250V166H249ZM251 165H252L253 167H252ZM36 166H37V165H36ZM62 166H63V165H62ZM62 166H58V167L61 168ZM68 166H69V165H68ZM70 166H71V164H70ZM183 166H182V168H183ZM191 166H192V165H191ZM193 166H192V167H193ZM224 166H225V168H224ZM259 166H260V165H259ZM259 166H258V167H259ZM40 167H41V166H40ZM54 167H55V166H54ZM170 167H171V166H170ZM172 167H173V166H172ZM178 167H179V165H178ZM198 167H197V173L199 172L198 174H200V178H201V177L206 178V177L208 176L207 173H206L207 176H206L205 174H202V175H201V173H202L201 170H200L201 167L199 168L200 171L198 170ZM210 167H212V166H210ZM63 168H65V167H63ZM164 168H165V167H163V169H164ZM184 168H186V167H184ZM187 168H188V167H187ZM189 168H190V167H189ZM243 168H244V170L241 171V169H243ZM254 168H256V167H254ZM41 169H42V168H41ZM43 169H44V168H43ZM46 169H47V168H46ZM193 169H194V168H193ZM226 169H227V170H226ZM261 169H262V170H261ZM39 170H40V169H39ZM59 170H60V169H59ZM69 170H70V169H69ZM126 170H127V169H126ZM166 170H167V169H166ZM166 170H165V171H166ZM195 170H196V168H195ZM209 170L213 171L212 168H208V173H210ZM223 170H224V172H223ZM253 170H254V171H253ZM259 170H260V171H259ZM47 171H48V170H47ZM176 171H177V170H176ZM188 171H189V170H188ZM191 171H192V169H191ZM205 171H207V170H205ZM245 171H246V172H245ZM252 171H253V173H251ZM257 171H259V172L257 173ZM192 172H193V171H192ZM213 172H214V171H213ZM222 172H223V174H222ZM237 172H238V171H237ZM239 172H238V173H239ZM38 173H39V172H38ZM40 173H41V170H40ZM44 173H45V172H44ZM51 173H52V172H51ZM56 173H57V172H56ZM169 173H170V172H169ZM204 173H205V172H204ZM215 173H214V174H215ZM42 174H43V172H42ZM42 174H41V175H42ZM46 174H47V173H46ZM52 174H55V172L52 173ZM166 174H167V173H166ZM176 174H178V173H176ZM179 174H180V173H179ZM189 174H190V173H189ZM189 174H187V175H188L189 179L191 178V180H189V179L185 180L186 177H187V175H186V177H185L184 174H182V175H184L185 178H184L182 175H181V176H182L183 178L180 177L179 175H178V177H180V178L183 179V181H184L183 185H185V184L188 182L187 184H188V187H189V188L187 187V189L190 190V191L192 192V191L197 190V189H195V186H196V185H194V184L196 183V182H195V181H196L195 178H196L197 176L195 175L196 173H193L194 176H192V177H191V175L189 176ZM210 174H212V173H210ZM210 174H209V175H210ZM41 175H40V176H41ZM56 175H58V174H56ZM203 175H205L206 177L203 176ZM215 175H216V174H215ZM215 175H214V176H215ZM218 175H216V176H218ZM36 176H37V175H36ZM36 176H35V177H36ZM40 176H37V177H39V179L42 180V176H41V178H40ZM47 176H48V175H47ZM50 176H51V175H50ZM58 176H59V175H58ZM161 176H162V175H161ZM161 176H160V177H161ZM216 176H215L214 178H216ZM219 176L217 177L218 179L221 178V177H219ZM256 176H254L253 178L255 179ZM260 176H261V175H260ZM188 177H187V178H188ZM194 177H195V178H194ZM198 177H199V175H198ZM198 177H197V178H198ZM208 177H209V176H208ZM238 177H239V178H238ZM257 177H258V176H257ZM14 178H15V177H14ZM43 178H44V176H43ZM56 178H57V177H56ZM78 178H79V177H78ZM192 178H194V179L192 180ZM197 178H196V179H197ZM200 178H199V181H201V182L203 183V182H204V181H203L204 179L201 178V179H203V180H201ZM212 178H213V177H212ZM212 178H211V179H212ZM222 178H221V180L219 179L220 181H218L219 183H217V184H220V182L222 181V182H221V183H223L222 186H224V185H225V184H224L225 182L223 181L224 179L222 180ZM237 178H238V179H237ZM258 178H259V180H260V177H258ZM258 178H257V179H258ZM16 179H18V178H16ZM39 179H38V180H39ZM48 179H49V178H48ZM53 179H54V178H53ZM58 179H60V178H58ZM182 179H181V181H182ZM206 179H207V178H206ZM209 179H210V178H209ZM230 179H234V180L231 181ZM257 179H255V180H257ZM261 179H263V178H261ZM1 180H2V179H1ZM7 180H8V179H7ZM11 180H12V179H11ZM13 180H15V179H13ZM43 180H45V179H43ZM77 180H78V179H77ZM194 180H195V181H194ZM213 180H214V181H213ZM215 180H216V179H212L213 182H215ZM34 181H35V180H34ZM52 181H53V180H52ZM55 181H58V180H55ZM59 181H62V180H59ZM69 181H70V180H69ZM178 181H179V180H178ZM178 181H177V182H178ZM183 181H182V182H183ZM186 181H187V182H186ZM191 181H194L195 183H192ZM197 181H198V180H197ZM212 181H210V182L213 183ZM230 181H231V182H230ZM252 181H253V180H252ZM257 181H258V180H257ZM263 181H264V180H262V181L260 180V182H257V183L260 184V183L263 182ZM0 182H2V181H0ZM6 182H7V181H6ZM42 182H43V181H42ZM65 182H66V181H65ZM159 182H161V179H160ZM164 182H165V181H164ZM166 182H167V181H166ZM170 182H171V181H170ZM189 182H191L192 185H191V183L189 184ZM201 182H200V183H201ZM207 182H208V179H207ZM216 182H217V181H216ZM234 182H233V183H234ZM255 182H256V181H255ZM10 183H11V182H10ZM15 183H16V182H14V184H15ZM40 183H41V182H39L38 184H40ZM50 183H51V182H50ZM57 183H58V182H57ZM57 183H56V184H57ZM174 183H176V182H174ZM204 183H205V182H204ZM204 183H203V185H204ZM235 183H237V182H235ZM43 184H44V183H43ZM166 184H167V183H166ZM168 184H170V183H168ZM171 184H173V183H171ZM171 184H170V186H172ZM177 184H178V183H177ZM181 184H182V183H181ZM187 184H186V185H187ZM214 184H215V183H214ZM237 184H238V183H237ZM35 185H36V183H35ZM59 185H61V184H59ZM62 185H64L63 182H62ZM183 185H181V186H183ZM190 185H191L193 188H192ZM211 185H213V184H211ZM211 185H210V186H211ZM215 185H216V184H215ZM226 185H225V187H222L221 184H220V188H221V187L223 188V191H222V192H224V188H226V189H225V190H226V191H225V194L228 195L226 192L229 193V191H232V190H229V191H228ZM12 186H13V185H12ZM14 186H15V185H14ZM14 186H13V188H14ZM44 186L46 187V185H44ZM141 186H142V185H141ZM141 186H140V187H141ZM198 186H199V185H198ZM205 186H206V185H205ZM232 186H233L234 188H236L234 185H232ZM255 186H256V185H255ZM17 187H18V186H17ZM38 187H39V185H38ZM40 187H41V186H40ZM52 187H53V185H52ZM55 187H56V186H55ZM60 187H61V186H60ZM185 187H186V186H184V188L181 187V188H182V189H181V188L179 187V185H178V188H180V189H177L176 186H175V188L177 189L178 193H179V191H184V190H185ZM190 187H191V188H190ZM213 187H214V186H213ZM216 187H217V185H216ZM253 187H254V186H253ZM3 188H4V186H3ZM46 188H47V187H46ZM46 188H45V189H46ZM48 188H49V187H48ZM136 188H137V187H136ZM196 188H198V187L196 186ZM199 188H200V186H199ZM202 188H203V187H202ZM208 188H209V187H208ZM217 188H218V191H219V192H217V194H219L221 189L219 190V187H217ZM229 188L231 189V187H229ZM229 188H228V189H229ZM234 188H233V189H234ZM255 188H256V187H255ZM10 189H12V188H10ZM38 189H39V188H38ZM53 189H54V188H53ZM173 189H174V187H173ZM176 189H175L174 191L177 193ZM187 189H186V190H187ZM211 189H212V188H211ZM211 189H210V190L206 189V190L210 191V192H209V195L211 194V191L213 190V189H212V190H211ZM214 189H215V187H214ZM129 190H130V189H129ZM206 190H205V191H206ZM216 190H217V189H216ZM216 190L213 192V194H215ZM34 191H35V190H34ZM38 191H39V190H38ZM56 191H57V190H56ZM130 191H131V190H130ZM135 191H136V190H135ZM234 191H236V189H234ZM237 191H238V190H237ZM95 192H96V191H95ZM128 192H129V191H128ZM196 192H197V191H196ZM198 192H199V191H198ZM206 192H207V191H206ZM222 192H221V193H222ZM243 192H244V191H243ZM257 192H258V191H257ZM180 193L182 194V193H184V192H180ZM202 193H205V192H202ZM207 193H208V192H207ZM232 193H233V191H232ZM240 193H241V192H240ZM251 194H252V193H251ZM103 195H104V194H103ZM172 195H174V194H172ZM207 195H208V194H207ZM215 195H216V194H215ZM223 195H224V193L220 194V196L217 195V199H218V198L220 199V202L218 201L219 199L216 200V202H219V204H220V205L218 204L219 208H221V203L223 202V201H221V200H223V199H221V198L227 197L226 195H225V196H223ZM232 195H233V194H231V196H232ZM261 195H262V194H261ZM167 196H168V195H167ZM169 196H170V195H169ZM189 196H190V195H189ZM191 196H192V195H191ZM195 196H196V195H195ZM201 196H202V195H201ZM204 196H205V195H204ZM211 196H212V195H211ZM213 196H214V195H213ZM256 196H257V195H256ZM262 196H263V195H262ZM197 197H198V196H197ZM202 197H203V196H202ZM234 197H235V196H234ZM250 197H251V195H250ZM198 198H199V197H198ZM227 198H229V196H228ZM238 198H239V197H238ZM244 198H245V197H244ZM244 198L242 199V201L244 200ZM170 199H171V198H170ZM190 199H191V198H189V201H190ZM192 199H195V202H196V198L193 197ZM192 199H191V200H192ZM205 199H208V198L206 197ZM215 199H216V198H215ZM224 199H225V198H224ZM229 199H230V198H229ZM233 199H234V198H233ZM235 199H236V198H235ZM240 199H241V198H240ZM150 200H151V198H150ZM200 200H201V199H200ZM202 200H203V199H202ZM202 200H201V201H202ZM209 200H211V199L209 198L208 201H209ZM226 200L228 201V199H226ZM237 200H238V199H237ZM259 200H260V199H259ZM197 201H198V199H197ZM203 201L206 203V200H203ZM234 201H235V200H234ZM238 201H239V200H238ZM244 201H245V200H244ZM244 201H243V202H244ZM253 201H254V200H253ZM260 201H261V200H260ZM260 201H259V203H260ZM55 202H56V201H55ZM192 202H194V201L192 200ZM195 202H194V203H195ZM199 202H200V201H199ZM199 202H198L199 205H200V204H203V205L205 204V203H199ZM212 202L216 203L215 200H213ZM224 202H226V201H224ZM48 203H49V202H48ZM52 203H53V202H52ZM155 203H156V202H155ZM207 203H208V202H207ZM209 203H210L209 205H211V201H209ZM236 203H237V202H236ZM239 203H240V201H239ZM195 204H196V203H195ZM216 204H217V203H216ZM233 204H234V203H233ZM240 204L242 205V202H241ZM243 204H244V203H243ZM203 205L201 206L202 208H200L201 210H202V209H203V210H206V209L210 208L208 204H206V207H205V208H203V207H204ZM259 205L262 206V204H259ZM48 206H51V205H50V204H47V206H45V207H47V208L44 207L45 209L43 208V210H42V212H41L42 215H44L43 217H42V215H40V217H42V219H46V218L49 219L50 217H53V215L56 216V214L58 213V211H60V209H62V208L58 209L59 207H58V208H55V207H54L55 209H54V208L51 209V207L49 208ZM55 206H57V205H55ZM58 206H59V204H58ZM194 206L197 207V204L194 205ZM218 206L216 205L215 208H213V209H215V210H213L212 208H210V210H213V211H211L212 214H215L214 211H216V210L218 211V210H219V209L217 208ZM243 206H244V205H242L241 208H243ZM8 207H9V206H8ZM10 207H11V206H10ZM170 207H171V206H170ZM192 207H193V205H192ZM192 207H191V208H192ZM199 207H200V206H199ZM199 207H197V209H198ZM238 207H239V206H238ZM164 208H165V207H164ZM175 208H176V207H175ZM188 208H189V207H188ZM191 208H190V209H191ZM231 208H232V207H231ZM12 209H13V208H12ZM170 209H171V208H170ZM177 209H180V208H177ZM177 209H176V210H177ZM183 209H184V208H183ZM190 209H189V210H190ZM195 209H196V208L193 207V208L191 209L192 212H190L189 210H185V209H184V210L187 211V212H189V213H193L194 211L196 212ZM200 209L198 210V212L201 213V210H200ZM221 209H222V208H221ZM244 209H245V212L247 213L248 210L246 211V207H244ZM180 210H181V209H180ZM210 210L208 209L206 215L203 213V211H202L203 214L201 213L202 215H201L200 213H199V214H200L201 216H206V217H207V216H212V214L210 215V212H209ZM241 210H242V209H241ZM261 210H263V209H261ZM9 211H10V210H9ZM9 211H8V212H9ZM12 211H14L13 213H16V212H15V209L12 210ZM217 211H216V213H218ZM53 212H54V214H53ZM174 212H175V209H174ZM174 212H173V213H174ZM182 212H184V211H182ZM204 212H206V211H204ZM220 212H221V210H220ZM220 212H219V213H220ZM224 212H225V211H224ZM224 212H223V210H222V213H220V218H219V217L217 218V219H219L218 222H221V219H222L223 217H225V219H227V217H228L227 214H229V213H228V211H227V214H226V216H225V213H224ZM10 213H11V211H10ZM177 213H178V211H177ZM179 213H181V212H179ZM208 213H209V214H208ZM219 213H218V214H219ZM237 213H238V212H237ZM240 213H241V214H240ZM240 213H238V214H240L241 217H245V216H243V213H244V212H243V213L240 212ZM263 213H264V212H263ZM17 214H18V212L16 213V215H17ZM21 214H22V213H21ZM166 214H167V212H166ZM174 214H175V213H174ZM182 214H183V213H182ZM184 214H185V213H184ZM193 214H194V213H193ZM218 214H217L216 216H219ZM221 214L224 215V216H222ZM248 214H249V212H248ZM250 214H251V213H250ZM254 214H255V213H254ZM13 215H15V214H13ZM13 215H12V216H13ZM16 215H15V217H16ZM18 215H19V214H18ZM143 215H144V214H143ZM147 215H148V214H146V216H147ZM170 215H171V214H170ZM170 215L168 216L169 218L167 217V219H170ZM172 215H173V214H172ZM180 215H181V214H180ZM190 215H191L192 217H191ZM190 215H189V218H190V219L192 218V220H194L197 216H199L198 213H197V214H196V213L194 214L195 216L197 215L195 218H193L194 216H193L192 214H190ZM251 215H252V214H251ZM257 215H258V212H257ZM263 215H264V214H263ZM148 216H149V215H148ZM214 216H215V215H214ZM214 216H213V218L216 219ZM133 217H134V216H133ZM153 217H154V216H153ZM186 217H187V216H186ZM238 217H239V216H238ZM252 217H253V216H252ZM11 218H12V217H11ZM36 218H37V217H36ZM84 218H85V217H84ZM174 218H175V217H174ZM174 218H173V219H174ZM183 218H184V217H183ZM197 218H198V217H197ZM52 219H53V218H52ZM52 219L50 218V220H52ZM94 219H95V218H94ZM140 219H141V218H140ZM154 219H155V218H154ZM156 219H158V217H157ZM159 219H160V218H159ZM211 219H212V217H211ZM214 219H213V220H214ZM217 219H216V220H217ZM50 220H48V221H46V222H49ZM178 220H179V218H178ZM178 220H177V221H178ZM180 220H181V222H180ZM180 220H179V222L182 223V219H181V217H180ZM184 220H186V218H184ZM187 220H188V219H187ZM192 220L190 221V223L192 222ZM198 220L200 221L201 218H199ZM198 220L195 219V221H198ZM202 220H203V219H202ZM202 220H201V221H202ZM223 220H224V219H223ZM227 220H228V219H227ZM44 221H45V220H44ZM158 221H159V220H158ZM195 221H194V222H195ZM205 221H206V219H204L203 222H205ZM207 221H208V220H207ZM207 221H206V222H207ZM210 221H212V220H210ZM224 221H225V220H224ZM245 221H246V220H245ZM259 221H260V220H259ZM84 222H85V221H84ZM188 222H189V221H188ZM214 222L218 223L217 221H214ZM65 223H66V222H65ZM172 223H173V222H172ZM185 223H187V221H185L184 224H185ZM190 223H189V224H190ZM197 223H198V222H197ZM182 224H183V223H182ZM189 224H188V226H189ZM191 224H192V223H191ZM206 224H207V223H206ZM208 224H209V223H208ZM219 224H221V223H219ZM258 224H259V223H258ZM47 225H48V224H47ZM177 225H178V224H177ZM186 225H187V224H186ZM191 226H193V225H191ZM213 226H214V227H213ZM213 226H212V228H213V232H214L215 227H216V228L218 227L217 231L215 230V231H216L215 233L217 234V232L220 230L219 227H221V226H219V225H213ZM224 226H225V224H224ZM251 226H252V225H251ZM20 227H21V226H20ZM23 227H24V226H23ZM76 227H77V226H76ZM98 227H99V226H98ZM193 227H194V226H193ZM101 228H102V227H101ZM113 228H114V227H113ZM17 229H18V228H17ZM20 229H21V228H20ZM22 229H23V228H22ZM24 229H25V230H24ZM24 229H23V230L25 231L24 233L28 234V233L26 232V231H28V230L26 229V227H25ZM77 229H78V228H77ZM82 229H83V228H82ZM102 229H103V228H102ZM102 229H101V230H102ZM23 230H22V231H23ZM51 230H52V229H51ZM56 230H57V229H56ZM58 230H60V228H59ZM68 230H69V229H68ZM172 230H173V229H172ZM185 230H186V229H185ZM222 230H223V229H221L220 232H221ZM61 231H62V230H60V232H61ZM95 231H96V230H95ZM165 231H166V230H165ZM8 232H9V231H8ZM16 232H17V231H16ZM16 232H15V233H16ZM75 232H76V231H75ZM156 232H157V231H156ZM175 232H176V230H175ZM189 232H190V231H189ZM220 232H219V233H220ZM252 232H253V231H252ZM19 233H20V231H19ZM87 233H88V232H87ZM158 233H159V232H158ZM168 233H169V232H168ZM168 233H167V234H168ZM172 233H173V232H172ZM215 233H213V234L216 236ZM219 233H218V235H219ZM20 234H21V233H20ZM99 234H100V233H99ZM169 234H171V233H169ZM177 234H178V233H177ZM6 235H7V234H6ZM22 235H25V234H22ZM172 235L174 236V234H171V235H169V236H172ZM218 235H217V236H218ZM221 235H223V234L221 233ZM87 236H88V235H87ZM173 236H172V238H173L174 240L179 241V239H177V238H179L178 235H175V237H173ZM185 236H186V235H185ZM194 236H195V235H194ZM217 236H216V237H217ZM22 237H23V236H21V238H22ZM98 237H99V236H98ZM103 237H104V236H103ZM220 237H221V236H219V237H217V238H220ZM261 237H262V236H261ZM18 238H19V237H18ZM50 238H51V236H50ZM104 238H105V237H104ZM175 238H176V239H175ZM222 238H223V237H222ZM222 238H221V240H222ZM262 238H263V237H262ZM15 239H16V238H15ZM23 239H24V238H23ZM98 239H99V238H98ZM98 239H97V240H98ZM56 240H57V239H56ZM100 240H101V239H100ZM219 240H220V239H219ZM182 241H183V240H182ZM17 242H18V241H17ZM74 242H75V241H74ZM104 242H105V241H104ZM38 243H39V242H38ZM49 243H50V242H49ZM58 243H59V242H58ZM72 243H73V242H72ZM182 243H183V242H182ZM222 243H223V242H222ZM20 244H21V243H20ZM73 244H74V243H73ZM190 244H191V243H190ZM21 245H22V244H21ZM21 245H20V246H21ZM23 245H24V244H23ZM51 245H52V244H51ZM51 245H50V246H51ZM20 246H19V247H20ZM37 246H38V245H37ZM53 248H54V247H53ZM24 249H25V248H24ZM54 249H55V248H54ZM52 250H53V249H52ZM84 250H85V249H84ZM192 250H193V249H192ZM194 250H195V249H194ZM23 251H24V250H23ZM34 251H35V250H34ZM101 251H102V249H101ZM47 252H48V251H47ZM50 252H51V251H50ZM50 252H49V253H50ZM189 252H190V251H189ZM44 253H45V252H44ZM52 253H53V252H52ZM52 253H51V255H52ZM199 253H200V252H199ZM219 253H221V252L219 251ZM45 254H46V253H45ZM57 254H58V253H57ZM21 255H22V256H21V260H22L23 254H21ZM30 255H31V254H30ZM38 256H39V255H38ZM45 256H47V255H45ZM157 256H158V255H157ZM181 256H182V255H181ZM195 256H196V255H195ZM222 256H223V255H222ZM8 257H9V256H8ZM30 257L32 258V256H30ZM193 257H194V256H193ZM204 257H205V256H204ZM9 258H10V257H9ZM13 258H14V257H13ZM19 258H20V257H19ZM41 258H42V256H41ZM48 258H49V256H48ZM51 258H52V257H51ZM65 258H66V257H65ZM161 258H162V257H161ZM177 258H178V257H177ZM221 258H222V257H221ZM10 259H11V258H10ZM42 259H43V258H42ZM46 259H47V258H46ZM23 260H24V259H23ZM43 260H45V259H43ZM48 260H49V259H48ZM52 260H53V259H52ZM24 261H25V260H24ZM41 261H42V260H41ZM223 261H224V260H223ZM43 262H44V261H43ZM43 262H42V263H43ZM214 262H215V261H214ZM217 262H218V261H217ZM26 263H27V262H26ZM45 263H46V262H45ZM149 263H150V262H149ZM202 263H203V262H202ZM236 263H237V262H236ZM14 264H15V263H14ZM16 264H17V263H16ZM22 264H24V262H23ZM28 264H29V263H28ZM36 264H38V263H36ZM43 264H44V263H43ZM50 264H51V263H50ZM53 264H54V263H53ZM196 264H197V263H196ZM200 264H201V261H200ZM225 264H226V263H225Z\"/></svg>",
    "mask_w": 264,
    "mask_h": 264
}]
</instances>
